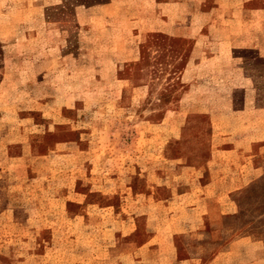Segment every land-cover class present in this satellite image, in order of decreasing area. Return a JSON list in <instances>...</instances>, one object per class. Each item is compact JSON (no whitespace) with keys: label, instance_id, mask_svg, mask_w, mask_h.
<instances>
[{"label":"rangeland","instance_id":"obj_1","mask_svg":"<svg viewBox=\"0 0 264 264\" xmlns=\"http://www.w3.org/2000/svg\"><path fill=\"white\" fill-rule=\"evenodd\" d=\"M103 1L0 0V264H264V151L215 218L182 196L264 108V0Z\"/></svg>","mask_w":264,"mask_h":264},{"label":"crops","instance_id":"obj_2","mask_svg":"<svg viewBox=\"0 0 264 264\" xmlns=\"http://www.w3.org/2000/svg\"><path fill=\"white\" fill-rule=\"evenodd\" d=\"M160 23L161 27L158 25H154L152 26V30H165L166 33H169L170 35H188L183 33V29L181 28V26L178 27L179 24L175 25L174 23L166 20L161 21ZM163 25L165 27L164 29H162ZM247 34V31H230L228 34L230 47H232L233 50L236 47H252V45L249 46L248 44V41L251 40L247 41L246 39ZM237 42L243 44H237ZM232 114H235L237 117L235 125L231 126V129L229 131H219L222 133H227L226 135L228 136L218 138V144H216L215 148L212 150V155L210 159H208L206 164H203L201 166L198 165L186 167V170H189L190 174L186 177V180L188 181V187L182 191V196L183 198L196 200V204L190 205L184 210L186 211V213L192 216H196L194 217L196 219L201 218L200 216L205 214L212 215L213 218H215V216L219 215L220 213H224L225 210L223 211V208L219 205H206L204 204V200H220L222 198H227V194L230 191L240 187L241 184L244 185L248 183L251 179L259 176L261 173L263 163H260L257 158L259 154L264 151V108H260L254 112H251L249 115H247L246 111ZM217 118L218 114H212V122L215 121L216 123ZM214 128L218 129L217 125ZM258 150L259 153L257 156H255V152H258ZM205 165H207L209 169L208 175H192L194 171L199 172L201 168L205 169ZM203 177H205L203 181L206 182L201 185V181L199 180ZM195 184L200 185V187H196ZM221 193L224 194L222 195ZM229 211L233 210L230 209ZM182 226H187L186 229H200L203 227V223L200 222L195 226H193L192 224L189 225L187 223H183ZM238 239L244 240L245 236L242 235ZM257 242L258 241L256 240H251L252 245L253 243L257 244ZM155 252L156 249H152V254ZM171 254L172 250H170V254L168 255ZM164 255L167 254L164 253ZM221 255H224V252H220L214 255L213 261L219 259ZM188 260L191 259L189 257H186L184 259H179V261H174V263L168 264H184Z\"/></svg>","mask_w":264,"mask_h":264},{"label":"trees","instance_id":"obj_3","mask_svg":"<svg viewBox=\"0 0 264 264\" xmlns=\"http://www.w3.org/2000/svg\"><path fill=\"white\" fill-rule=\"evenodd\" d=\"M77 1L80 4H84V5H93V4H97V3H104L103 0H77Z\"/></svg>","mask_w":264,"mask_h":264}]
</instances>
